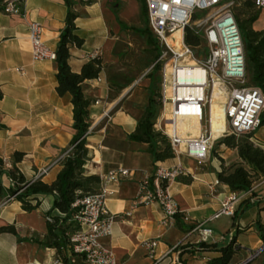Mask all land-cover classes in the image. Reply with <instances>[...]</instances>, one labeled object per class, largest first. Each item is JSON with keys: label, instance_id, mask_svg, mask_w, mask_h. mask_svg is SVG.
<instances>
[{"label": "crops", "instance_id": "obj_1", "mask_svg": "<svg viewBox=\"0 0 264 264\" xmlns=\"http://www.w3.org/2000/svg\"><path fill=\"white\" fill-rule=\"evenodd\" d=\"M235 7V10L246 8L243 0H238ZM71 9L76 15V32L83 39L80 47L69 50L71 70L78 72L93 55H98L103 64L99 75L83 84L85 93L92 99L88 107L90 126L85 137L88 149L85 172L100 176L118 166L134 171L133 176L118 183L106 200L108 210L118 215L111 234L104 239L115 258L123 264H206L220 255L218 248L223 243L220 237L229 229L235 230L236 243L249 248L259 246L264 237V176L253 183L251 194L236 205L234 214L226 215L231 219L227 229L216 233L213 231L216 228L210 225L214 219L206 223L212 234L204 242L209 244L200 246L198 234L191 232L192 229L210 217L231 192L220 182L214 184L221 161L227 164L226 156L216 157V151H212L202 167L183 155L154 162L146 144L127 138L146 104L149 84L148 79L146 99L139 103L133 82L150 67L145 41L141 53L134 56L133 33H137L128 28L140 26L139 0H73ZM66 12L64 0H23L20 14L0 10V123L3 125L0 157L10 163L14 151L23 152L17 163L21 173L32 178L35 171L47 167L40 176L47 183L59 172L58 160L69 148L74 133L72 104L70 94L56 92L54 61L32 60L27 23L39 22L42 41L55 50ZM248 12L255 13L251 27L263 29L264 6H254ZM119 21L126 26L121 27ZM111 78L126 85L117 95H111ZM226 149L238 160L235 149ZM177 161L188 173L168 185L179 213L172 224L164 226L160 222L159 203H143L137 197L138 183L144 172L152 173L157 165L171 166ZM0 183L5 188L11 184L6 174H0ZM52 202V196H43L38 208L24 211L15 198L0 200V226L13 224L16 229L15 234L0 232V264H64L56 262L55 249L43 243L47 231L45 213L58 214L56 209H51ZM248 204L258 207V217L240 223ZM151 239L157 240L153 254L144 245ZM244 256L243 251L234 252L229 264ZM74 264L85 263L77 258Z\"/></svg>", "mask_w": 264, "mask_h": 264}, {"label": "built area", "instance_id": "obj_2", "mask_svg": "<svg viewBox=\"0 0 264 264\" xmlns=\"http://www.w3.org/2000/svg\"><path fill=\"white\" fill-rule=\"evenodd\" d=\"M237 1L144 0L147 26L160 48L159 55L148 68L149 71L156 63L160 67L158 91L161 106L152 126L169 141L174 157L183 155L198 167L207 162L214 142L227 135L250 133L249 140L264 150V129L261 135L257 134L263 127L260 113L264 108V96L258 87L247 83L244 46L233 12ZM253 4L260 8L264 6V0H253ZM2 11L20 14L21 8L17 0H7ZM186 29L199 39L198 44L186 43ZM27 38L33 61L54 60L55 51L41 39L39 22L27 23ZM216 102L222 105L224 125L213 137L210 118L212 105ZM192 120L200 125L196 133L190 126ZM4 167H10V163L4 161ZM46 170L47 167H43L35 171L32 179L40 177ZM187 173L177 161L171 166L157 165L152 173L144 172L139 180L137 197L143 203H159L162 210L160 222L164 226L172 224L179 212L168 185ZM133 175L134 171L130 169L112 168L99 176L95 192L85 193L71 203L75 211L68 218L72 229L66 233L65 248L70 264H74L77 258L85 264H123L104 242L118 217L108 210L106 200L113 195L121 180ZM218 183L215 180L214 184ZM253 188L252 185L247 191L230 192L210 217L197 223L191 231L197 232V242L210 239L212 230L207 222L221 215L232 216L236 205L250 195ZM125 214L129 215V211ZM234 231L229 229L220 240L230 242ZM156 244V239L145 241L149 254H153ZM231 247L234 252L245 253L235 263L242 264L264 253V239L254 248L236 242ZM55 261L62 260L57 256Z\"/></svg>", "mask_w": 264, "mask_h": 264}, {"label": "trees", "instance_id": "obj_3", "mask_svg": "<svg viewBox=\"0 0 264 264\" xmlns=\"http://www.w3.org/2000/svg\"><path fill=\"white\" fill-rule=\"evenodd\" d=\"M6 1L0 0V10L3 9ZM22 1L17 0L20 8H22ZM64 2L67 6V12L64 26L59 33L54 50L55 89L59 95L70 94L74 133L69 148L58 160L61 168L54 180L49 183L42 181L40 177L36 179L26 178L21 173L17 163L23 158V152H13L8 168L4 167V160L0 157V174H6L11 180V184L7 188L0 183V200H6L7 197L14 194L13 198L20 202L22 209L31 211L39 207L41 197L52 196L51 209H56L58 214L45 213L47 231L43 243L53 247L64 264H70L65 248L67 245L66 233L72 229V223L68 221V218L75 211L71 207V203L85 193L95 192L99 184V176L97 174H87L84 169L88 159L85 140L90 126L88 107L92 99L85 93L83 84L85 80L97 77L103 68V64L98 55H93L81 65L78 72L71 70L69 50L73 46L80 47L83 39L76 32L77 27L74 23L76 15L71 9L73 0H64ZM139 2L140 26H130L128 28L144 38L147 46L146 52L149 55V64L152 65L159 55L160 48L156 38L147 26L144 0H139ZM243 3L246 8L235 10L234 16L243 41L246 76L250 85L258 87L264 96V28L256 30L251 27L255 13L248 12V10L254 8L253 0H243ZM119 22L121 27L126 26L121 21ZM185 41L194 46L198 44L199 39L186 29ZM159 68L156 63L145 74L149 79L146 104L136 121L134 130L127 135L129 140L146 144V151L154 162L164 161L174 156L169 141L160 132L155 131L152 126L161 106L158 91ZM125 86V84L119 83L114 78L109 80L111 95H117ZM116 108L117 106H115ZM260 122L261 126H264V108L260 113ZM1 127L3 125L0 123ZM250 136V133H242L237 137L227 135L218 141L228 148L235 149L238 157V161L229 165H224L221 161L220 170L216 174L217 180L226 185L231 192L247 191L255 181L264 176V150L255 146L249 140ZM60 214H64V216ZM258 229L261 230V225H258ZM0 232L15 234L16 229L13 224H5L0 226ZM262 238L264 239L263 236ZM233 242H235L234 235L230 242L224 241L219 246L220 255L209 259L206 264H229L234 253L231 247ZM199 244L203 246L205 243L201 242ZM212 245H215V243H212ZM262 264H264V255Z\"/></svg>", "mask_w": 264, "mask_h": 264}, {"label": "rangeland", "instance_id": "obj_4", "mask_svg": "<svg viewBox=\"0 0 264 264\" xmlns=\"http://www.w3.org/2000/svg\"><path fill=\"white\" fill-rule=\"evenodd\" d=\"M235 9L236 7L234 6L233 7V12L235 13ZM133 51H134V56L137 55L139 52L141 53L142 51V46H145L144 44V39L141 38L139 35L133 33ZM145 50V48H144ZM137 71H133L132 73H136ZM148 72V68L145 69V71H143L140 76L135 79V81L133 82L134 83V86H133V89H134V95L138 98V101L139 103H142L143 101H145L146 99V94H147V90H146V85L148 83V78L145 76V74ZM126 73H130V71H127ZM159 73V72H158ZM131 74V73H130ZM247 83L250 84L249 80L247 79ZM263 129H264V126L261 128L258 129L257 131V134L258 135H261L262 132H263ZM237 137V136H236ZM221 144L216 141L214 142L213 144V148H212V151H216L214 154L216 155V157H218L217 154L219 155H225L226 157V160L227 161V164H224V165H229L230 163L232 162H235V159H234V154L233 152H231L229 149H226L228 147L226 146H221ZM211 151V152H212ZM238 161V160H236ZM262 217L264 216V212H262ZM258 217V207L256 205H253V204H248V206L246 207V209L244 210L243 214H242V217L240 218V223L242 221H245L248 222V220H250L251 218H257ZM230 218L227 217L226 215H221L219 216L218 218L214 219L213 222L210 223V225L216 229H213L214 232L216 233H220L223 229V231L225 229H227L230 225ZM263 255H260L258 257H256L251 263L249 264H262V259H263Z\"/></svg>", "mask_w": 264, "mask_h": 264}, {"label": "bare ground", "instance_id": "obj_5", "mask_svg": "<svg viewBox=\"0 0 264 264\" xmlns=\"http://www.w3.org/2000/svg\"><path fill=\"white\" fill-rule=\"evenodd\" d=\"M222 105L218 102L213 103L212 110H211V125L210 129L212 132V136L215 137L218 132L222 129L224 125L223 116H222ZM191 128H193V131L196 133V131L200 128V125L198 122L192 120L190 123Z\"/></svg>", "mask_w": 264, "mask_h": 264}, {"label": "water", "instance_id": "obj_6", "mask_svg": "<svg viewBox=\"0 0 264 264\" xmlns=\"http://www.w3.org/2000/svg\"><path fill=\"white\" fill-rule=\"evenodd\" d=\"M253 259H248V260H246L244 263H242V264H248L249 262H251Z\"/></svg>", "mask_w": 264, "mask_h": 264}]
</instances>
